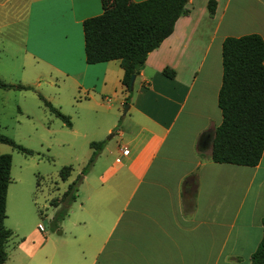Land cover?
<instances>
[{
    "label": "crops",
    "instance_id": "obj_1",
    "mask_svg": "<svg viewBox=\"0 0 264 264\" xmlns=\"http://www.w3.org/2000/svg\"><path fill=\"white\" fill-rule=\"evenodd\" d=\"M206 1L186 0L187 13L147 52L129 94L117 58L84 60L81 21L101 11L100 0H24L22 56L65 82L81 119L70 121L72 135L99 140L113 125L110 100L115 108L127 101V121L120 142L83 174L60 232L16 226L2 264H249L262 232L264 147L251 166L208 154L221 119V41L248 32L264 41V0H214L212 13Z\"/></svg>",
    "mask_w": 264,
    "mask_h": 264
},
{
    "label": "trees",
    "instance_id": "obj_2",
    "mask_svg": "<svg viewBox=\"0 0 264 264\" xmlns=\"http://www.w3.org/2000/svg\"><path fill=\"white\" fill-rule=\"evenodd\" d=\"M186 0H100L101 11L81 21L84 60L88 63L117 58L122 68L120 82L128 87L131 74L136 75L148 51L156 47L173 28L176 18L187 13ZM215 1L207 0L208 13L214 11ZM221 78L216 103L221 119L210 136L208 157L212 161L255 165L264 147V41L257 32L226 35L220 46ZM161 72L171 77L173 70L164 66ZM0 87L28 88L20 83L0 80ZM44 106L66 126L71 122L50 101L39 94ZM0 142L7 143L23 154L33 150L0 133ZM92 148L85 164L60 195L50 199L55 209L50 217V230L60 232L59 222L67 214L69 205L83 174L103 146V140H90ZM70 165L58 169L61 180L66 179ZM10 154L0 152V264L6 258L5 242L11 234L3 224L6 187L10 179ZM195 182V181H194ZM196 183V182H195ZM182 207L189 212L193 194L182 193ZM262 232L249 264H264V215Z\"/></svg>",
    "mask_w": 264,
    "mask_h": 264
},
{
    "label": "rangeland",
    "instance_id": "obj_3",
    "mask_svg": "<svg viewBox=\"0 0 264 264\" xmlns=\"http://www.w3.org/2000/svg\"><path fill=\"white\" fill-rule=\"evenodd\" d=\"M1 1L0 80L29 85L28 88L20 89L0 87V133L33 150L32 154H23L7 143L0 142V152L10 154L11 180L3 218V224L12 231L8 245L17 237L16 226L20 230L23 225H28L35 226L44 233L54 232L50 230L49 224L54 211L50 199L57 197L79 173L92 148L89 147L88 139L77 134L73 136L72 127L66 126L50 113L39 97L40 94L67 114L73 124L81 121L74 113L75 101L68 97L65 82L47 76L43 69L33 66L32 60L31 63L26 62L22 56L24 0ZM58 102L68 112H63ZM107 103L111 107L106 114L113 120V125L99 137V140H103L102 148L106 145L115 146L120 142L117 129L125 126L127 121V115L122 113L124 104L115 108L113 101ZM66 138L69 141H65ZM62 165L72 167L65 180L58 176V169ZM20 192L23 193L22 205L26 215L23 221L19 219L16 207V195ZM63 225V220H60L59 227Z\"/></svg>",
    "mask_w": 264,
    "mask_h": 264
},
{
    "label": "water",
    "instance_id": "obj_4",
    "mask_svg": "<svg viewBox=\"0 0 264 264\" xmlns=\"http://www.w3.org/2000/svg\"><path fill=\"white\" fill-rule=\"evenodd\" d=\"M134 74H131L130 75V78H129V83H128V87L129 89H132V84H133V79H134ZM127 108V103H124V106H123V109H122V112H124Z\"/></svg>",
    "mask_w": 264,
    "mask_h": 264
},
{
    "label": "built area",
    "instance_id": "obj_5",
    "mask_svg": "<svg viewBox=\"0 0 264 264\" xmlns=\"http://www.w3.org/2000/svg\"><path fill=\"white\" fill-rule=\"evenodd\" d=\"M125 152H126V149L123 148V149H122V153H125ZM38 228H41V226H38Z\"/></svg>",
    "mask_w": 264,
    "mask_h": 264
}]
</instances>
